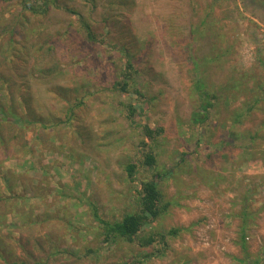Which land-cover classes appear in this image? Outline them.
<instances>
[{
	"label": "rangeland",
	"instance_id": "374dc122",
	"mask_svg": "<svg viewBox=\"0 0 264 264\" xmlns=\"http://www.w3.org/2000/svg\"><path fill=\"white\" fill-rule=\"evenodd\" d=\"M21 1H0V264H239L205 201L264 168V0ZM155 176L166 210L106 239Z\"/></svg>",
	"mask_w": 264,
	"mask_h": 264
},
{
	"label": "crops",
	"instance_id": "0c3cea01",
	"mask_svg": "<svg viewBox=\"0 0 264 264\" xmlns=\"http://www.w3.org/2000/svg\"><path fill=\"white\" fill-rule=\"evenodd\" d=\"M253 169L241 175L239 185L209 191L205 197L209 237L220 239L225 256L239 264L264 260V168Z\"/></svg>",
	"mask_w": 264,
	"mask_h": 264
},
{
	"label": "trees",
	"instance_id": "16d2710c",
	"mask_svg": "<svg viewBox=\"0 0 264 264\" xmlns=\"http://www.w3.org/2000/svg\"><path fill=\"white\" fill-rule=\"evenodd\" d=\"M0 1L8 2L11 0H0ZM48 1L49 0H45V5L41 8V10L40 9L38 10L32 7L30 4H28L27 1L22 0L21 1L22 9L25 12L37 14L38 12H43L44 9H47L46 6H48ZM81 25L84 27L85 31L87 32L88 38L91 39L92 33L90 30L91 29L90 26L84 23V21H81ZM10 32L11 33L14 32V27ZM126 68H127V71H129V69L131 68V65L127 64ZM115 87H118L121 90V92L125 94L129 93L128 83L126 81L125 82L121 81V82L116 83ZM0 99H2V101L4 102L3 104L1 103V100H0V114L1 113H6L7 115L10 114L11 110L13 109H11V107H7L8 112H4L3 106H5V104H10L12 102V99L10 97L7 98L6 95H3V92L0 93ZM207 108H209V104L205 103L201 106V109H202L201 111H205L207 110ZM128 109H129V115L130 117H132L136 113V111L134 110L133 107H129ZM16 118L17 116L13 113L11 118L8 119V122L12 124L14 121L15 122L17 121ZM2 122L3 120L0 119V124H2ZM28 123L30 124L31 122L28 121ZM143 130L147 138H150L151 135H153V133L149 130V128L144 127ZM154 163L155 161H154L153 156L146 154L144 157L145 166L148 168H151L154 166ZM136 171H137V167L135 164H128L125 167V173L130 182H135ZM160 178L161 177L159 176H155L151 178L150 180L143 181L140 183V189L138 193L140 195L139 205L141 208L139 212L132 214V215H126L125 217H123V219L119 223L108 224L105 222H101V225L103 226L104 231H105L106 239L112 236H117L129 242H133L135 241L137 235L141 232L145 224L156 220L160 216V214L166 210L167 206L161 205L160 193L158 191V181L157 180ZM176 232L177 231L175 230L171 231L172 234H175ZM145 242H146L145 245L148 246L153 242V239L150 237ZM115 264H126V263H115Z\"/></svg>",
	"mask_w": 264,
	"mask_h": 264
}]
</instances>
